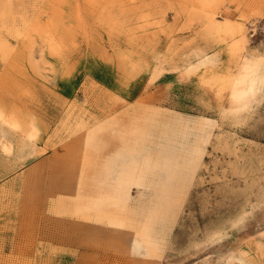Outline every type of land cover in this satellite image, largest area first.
Segmentation results:
<instances>
[{
  "label": "rangeland",
  "instance_id": "obj_1",
  "mask_svg": "<svg viewBox=\"0 0 264 264\" xmlns=\"http://www.w3.org/2000/svg\"><path fill=\"white\" fill-rule=\"evenodd\" d=\"M91 135L173 149L179 183L145 143L86 219ZM0 264H264V0H0Z\"/></svg>",
  "mask_w": 264,
  "mask_h": 264
},
{
  "label": "bare ground",
  "instance_id": "obj_2",
  "mask_svg": "<svg viewBox=\"0 0 264 264\" xmlns=\"http://www.w3.org/2000/svg\"><path fill=\"white\" fill-rule=\"evenodd\" d=\"M123 78V77H122ZM127 80V79H126ZM123 84V83H121ZM124 86V85H121V87ZM120 87V88H121ZM120 91V90H119ZM122 92V91H120ZM124 93V92H123ZM122 93V94H123ZM140 123V122H139ZM141 124V123H140ZM139 124V125H140ZM173 125L171 124V127L168 131V133H164L162 134V141L160 142V147H162V144L164 145V143H166L168 146H171L173 145V138L175 136H181L182 133L180 131H178V129H175L172 127ZM126 127V126H125ZM143 127V126H142ZM116 128V127H115ZM118 132V131H117ZM89 134H91L89 132ZM88 134V135H89ZM36 135V131L34 129H31V133L29 135V138H32ZM104 135V134H103ZM102 136V135H101ZM93 136L91 135L90 137H86V141H87V148H91L94 152V157H97L98 154L101 155L102 153L105 152V154H109L110 152V158L106 159L104 162V164L102 165V167L98 170V175L100 176H103L104 177V181H108V179L112 180V176L110 177V171L111 169L113 168V166L115 164H118L120 166L119 171L116 173V175L114 176L113 180H112V184H109L108 183V187L109 190L106 191L107 193H112L116 188H118V186L121 184V185H124L125 183L128 184V181H129V177L128 176H124L125 174H131V173H134L135 170L133 168H131L130 165L127 164L128 160H131L132 158V161H134V157L136 155H140V152L142 150V148L144 147V144H145V147H147L148 145V149H153L152 146L155 145V144H152L153 141H146L145 138L143 136H136L137 137V141L136 143H132L133 145L129 146V144L127 143H124L122 138H117L114 136V141L108 139L106 137L105 139V142H104V145L102 147H100L98 149V145L99 144H89L92 140ZM131 137H135V135L133 134V136ZM150 137V136H149ZM104 138H105V135H104ZM82 139V138H81ZM161 140V139H160ZM82 141V140H81ZM80 141V142H81ZM103 142V141H102ZM82 144V142H81ZM172 147V146H171ZM149 149V152H152V150L150 151ZM130 150V151H129ZM147 150V149H146ZM170 151H165L163 148L162 149H156V151H153L152 154L154 155V162L152 164V166L150 167V169H147L146 171L143 170V172H149L150 174L148 175H155V181L160 178L162 176L163 173H165L166 176H168V179L167 182H166V187L169 185L168 188H171L173 183L177 180V183H179V177H178V170L176 169V167H173V160H174V151L173 149L169 148ZM107 151V152H106ZM132 151V152H131ZM144 152V151H143ZM143 152H142V155L143 156ZM170 152V153H169ZM93 157V158H94ZM137 158V157H136ZM127 159V161L125 162V160ZM166 159V160H165ZM165 160V162H164ZM78 166V164H77ZM89 168V167H88ZM58 170H60L58 168ZM90 170V169H89ZM55 171V170H53ZM57 171V170H56ZM64 171V170H63ZM67 171V170H66ZM69 171V170H68ZM76 171V170H75ZM97 171V170H96ZM164 171V172H163ZM52 172V171H50ZM71 172V171H69ZM58 173V171H57ZM65 173V172H64ZM68 173V172H67ZM49 174V173H48ZM88 174V173H87ZM31 175V174H30ZM57 175V174H56ZM62 175V174H61ZM73 175V174H72ZM48 176V175H47ZM46 176V177H47ZM53 177V175H52ZM60 177V176H59ZM65 177V176H64ZM95 177V176H94ZM49 178V176H48ZM73 178V177H72ZM76 178V177H75ZM74 178V180H75ZM49 179H53V178H49ZM48 179V180H49ZM58 179V177H57ZM66 179V178H65ZM83 179V178H82ZM47 180V179H46ZM54 180V179H53ZM71 181L73 179H70ZM55 181V180H54ZM65 181V180H63ZM49 182V181H48ZM51 182V181H50ZM61 182V181H60ZM67 182V181H66ZM146 182V181H145ZM55 183V182H53ZM82 183V182H81ZM85 183V182H84ZM52 184V182H51ZM58 184V183H57ZM152 184H155V183H152ZM61 185V184H60ZM81 185V184H80ZM163 185V184H162ZM53 186V185H52ZM64 186V185H63ZM62 186H60L61 188ZM65 187H71L70 183H66V186ZM65 188L63 187V190ZM61 190V189H59ZM70 190V189H69ZM169 190L168 189L166 191V193H169ZM50 191V190H49ZM66 191V190H65ZM68 191V190H67ZM95 193V196H100L101 195V192L100 191H96L94 192ZM105 194V196L107 198H109L110 200V204H111V200L113 199L112 197V194L111 195H108V194ZM114 195V194H113ZM77 202V200H75V203ZM105 202V200H101L100 202L99 201H92L91 200V205H93L94 203V206H91L89 205L90 207H95V208H98L99 207H102V206H106V205H109V204H103ZM113 204V203H112ZM162 209H163V206L162 205H155L154 206V210L153 212L151 213L150 217L151 219H153L154 222H156L160 216H161V212H162ZM80 232V231H79ZM85 232V231H84ZM83 233V232H82ZM85 235V234H84Z\"/></svg>",
  "mask_w": 264,
  "mask_h": 264
},
{
  "label": "crops",
  "instance_id": "obj_3",
  "mask_svg": "<svg viewBox=\"0 0 264 264\" xmlns=\"http://www.w3.org/2000/svg\"><path fill=\"white\" fill-rule=\"evenodd\" d=\"M111 171H113V169H111ZM111 171H110V174H111ZM118 171H119V169H118ZM111 176L112 175H110V177ZM114 176H113V178H114ZM113 178H112V180H113ZM112 180L108 179V183L111 184L112 183ZM116 191H117V189H115L112 193H107V192L102 193L101 192V195L100 196H95V193H93L91 195L88 194L87 196H84L83 195L80 198H77L76 199L77 200L76 203H77V205H79L76 208L79 209V208L86 207L87 209L90 210V212H91L90 213V216L88 215V217L86 219H89L90 218V219H93L94 221L101 222V223L102 222H106L108 219H111L112 217H116V215H114V216L112 215L113 214V208L114 207L117 208L119 206H122V202L124 201L122 198L119 197L118 192L115 193ZM106 193L108 195H111L112 194L113 199L111 200L112 201L111 204H110L109 198H107L108 196L107 197L105 196ZM91 200L92 201H96L97 200L99 202L101 200H105V202L103 204H109V205L99 207V209L98 208H95V207H90L89 205L92 204L91 203ZM91 206H94V203ZM80 216L81 215H79V217ZM81 217L84 218L83 215Z\"/></svg>",
  "mask_w": 264,
  "mask_h": 264
}]
</instances>
